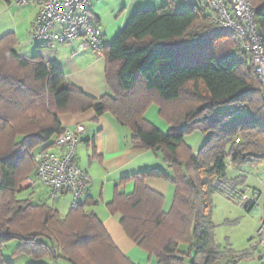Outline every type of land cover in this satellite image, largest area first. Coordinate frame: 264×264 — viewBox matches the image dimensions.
I'll use <instances>...</instances> for the list:
<instances>
[{"label": "trees", "instance_id": "16d2710c", "mask_svg": "<svg viewBox=\"0 0 264 264\" xmlns=\"http://www.w3.org/2000/svg\"><path fill=\"white\" fill-rule=\"evenodd\" d=\"M191 1L183 11L169 1L132 16L105 50L112 95L100 99L68 83L56 65L19 55L15 35L0 40V264H9L3 250L13 241L19 242L14 257L35 261L134 264L86 211L88 202L62 217L20 198L22 183L35 173L34 151L50 149L66 130L60 117L88 110L96 120L109 114L130 128L131 145L154 152L171 173L154 169L120 181L134 190L116 187L107 209L121 216L127 237L157 264H217L213 197L246 184L245 176L230 179V168L264 164V95L252 54L232 33L204 39L212 20ZM250 2L264 34V0ZM154 105L170 134L146 119ZM195 133L209 135L197 154L185 142ZM148 179L174 186L168 211L165 198L146 187Z\"/></svg>", "mask_w": 264, "mask_h": 264}, {"label": "crops", "instance_id": "0c3cea01", "mask_svg": "<svg viewBox=\"0 0 264 264\" xmlns=\"http://www.w3.org/2000/svg\"><path fill=\"white\" fill-rule=\"evenodd\" d=\"M169 1H173L176 7L178 6V0H93L89 15L101 28L105 43L110 46L137 11L159 9ZM38 11V6L34 4L24 8L14 5L11 0H0V40L11 34L15 35L16 51L19 55L27 59L38 57L45 63L56 65L68 83L75 85L90 97L100 99L112 95L107 81L108 63L105 51L97 54L92 50L83 49L82 40L50 46L34 42L31 38L32 25ZM146 119L164 134L172 132L171 126L160 117L157 106L150 107ZM60 122L65 129H74L79 125L85 128V132L79 139L77 163L91 177V182L83 197V203L91 204L86 211L97 215L114 244L132 263L157 264L155 259H149L127 237L120 225L121 216H112L107 205L113 201L116 187L120 193L133 192V183L119 185L122 179L148 170L168 171L167 165L154 152L133 147L131 129L119 125L109 114L96 120L95 111L88 110L80 114H64L60 117ZM208 139L209 135L195 133L186 137L185 142L197 154ZM54 141L53 139L51 142L53 146L48 150L59 153ZM41 150H45V146L40 147L38 151ZM168 173L171 175L169 171ZM145 185L165 198L164 209L168 211L174 198V186L155 179L146 180ZM245 185L248 186L247 183ZM41 188L37 186L35 190L28 188L24 191L26 194L31 193L30 199ZM62 196L70 197L69 203L71 204L70 194ZM67 213L68 211L65 214L60 212V215L65 217ZM13 244L14 250L11 256L17 258L13 254L18 249L19 242L15 241ZM6 248L7 246L3 250L4 258ZM20 259H23L26 264H59L60 261H64L57 262L49 258L35 261L28 256H20ZM5 260L13 264L6 258Z\"/></svg>", "mask_w": 264, "mask_h": 264}, {"label": "built area", "instance_id": "2783aa9c", "mask_svg": "<svg viewBox=\"0 0 264 264\" xmlns=\"http://www.w3.org/2000/svg\"><path fill=\"white\" fill-rule=\"evenodd\" d=\"M19 7L37 5L38 14L32 25L31 38L34 42L50 46L82 40V48L102 54L109 46L105 43L101 28L90 17L93 0H11ZM203 14L212 20V28L204 37L210 39L223 33L236 35L242 48L252 54L255 73L263 85L264 95V34L256 23L257 10L250 0H195ZM84 126L66 129L56 137L54 144L59 153L41 150L34 154L35 173L27 179L22 189L41 186L48 189L51 202L60 195L70 194L71 208L77 209L91 182L90 175L77 163V148ZM240 140L237 139L236 143ZM230 166L232 162L229 160ZM264 187V181L262 182ZM217 188L223 190L221 184ZM228 200L248 211H260L263 215L256 240L251 251L264 249V188L255 190L240 186L225 190ZM260 264H264V259Z\"/></svg>", "mask_w": 264, "mask_h": 264}, {"label": "rangeland", "instance_id": "374dc122", "mask_svg": "<svg viewBox=\"0 0 264 264\" xmlns=\"http://www.w3.org/2000/svg\"><path fill=\"white\" fill-rule=\"evenodd\" d=\"M191 4V0H178L177 9L178 11H183L190 7ZM220 111L226 112L227 109L223 108L220 109ZM242 113L243 116L247 115L246 111ZM36 151H34V153ZM238 176H245L248 186L255 190L263 191L264 164L257 167L246 165L236 169L230 168L228 170V177L230 179H235ZM25 182L22 183L21 188ZM30 194L31 193L22 194L20 198L29 199ZM69 199L70 197L65 198L60 195L52 204L48 190L43 187L30 198L34 205L46 204L59 213L61 212V214H65L71 209ZM213 205L214 211L212 221L215 226L214 244L219 252L217 264H260L264 259V249L252 252L251 246L256 240V235L263 219L262 213L260 211L248 212L240 208L238 205L228 200L223 193H218L213 197ZM13 242L9 243L12 245H6L5 258L13 264H26L23 259H20V256L12 258L11 253L14 250ZM180 251L187 253L188 247L184 245L181 247ZM59 264L69 263L60 261Z\"/></svg>", "mask_w": 264, "mask_h": 264}]
</instances>
